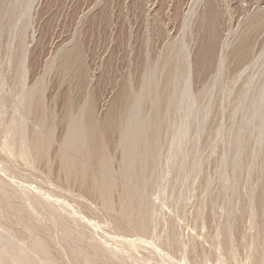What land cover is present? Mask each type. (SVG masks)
<instances>
[{
    "label": "rangeland",
    "instance_id": "1",
    "mask_svg": "<svg viewBox=\"0 0 264 264\" xmlns=\"http://www.w3.org/2000/svg\"><path fill=\"white\" fill-rule=\"evenodd\" d=\"M0 184L35 264H264V0H0Z\"/></svg>",
    "mask_w": 264,
    "mask_h": 264
},
{
    "label": "bare ground",
    "instance_id": "2",
    "mask_svg": "<svg viewBox=\"0 0 264 264\" xmlns=\"http://www.w3.org/2000/svg\"><path fill=\"white\" fill-rule=\"evenodd\" d=\"M30 1H32V0H30ZM34 2L36 1V0H33ZM31 3V2H30ZM33 5V4H32ZM31 5V6H32ZM30 7V6H29ZM259 22H261V19H260V21ZM260 24V23H259ZM22 65V64H21ZM24 87V86H23ZM90 123V122H89ZM93 125V124H92ZM88 126V128H87V131H88V129H89V126L90 125H87ZM78 128V127H77ZM90 128H91V126H90ZM94 129V128H93ZM90 130V129H89ZM91 130H92V128H91ZM89 131V132H92V131ZM78 131H79V129L77 130V133H78ZM92 133H95V132H92ZM91 133V134H92ZM79 135H80V131H79V133H78ZM91 134H90V137H92L94 134H92V136H91ZM94 138H95V136H94ZM77 143V142H76ZM99 184V183H98ZM96 185V187H97V184H96V182H95V184H94V186ZM101 186H102V184H100ZM9 187V186H8ZM98 187H100L99 185H98ZM24 188V187H23ZM26 190V189H25ZM0 191H1V193H3V194H6V192H5V188L3 187V185H1L0 184ZM22 191V190H21ZM20 191V192H21ZM22 192H24V189H23V191ZM9 193V192H8ZM11 194V193H10ZM23 195H22V197L24 196V193H22ZM28 194V193H27ZM1 195V194H0ZM5 196V195H4ZM27 196V195H26ZM47 196V195H46ZM12 197V196H11ZM21 197V196H20ZM13 198V197H12ZM4 199H6V197L4 198ZM3 199V200H4ZM23 199V198H22ZM45 199V198H44ZM24 200V199H23ZM27 200H28V198H27ZM56 200V199H55ZM6 201H8V200H6ZM25 201V200H24ZM3 202V201H2ZM5 202V201H4ZM10 204V203H9ZM34 204V203H33ZM15 205V204H14ZM27 205V204H26ZM45 205V204H44ZM47 205V204H46ZM6 206H11L12 207V205H8V203L7 204H5V206L4 207H6ZM71 208V207H70ZM1 209H4V208H1ZM0 209V210H1ZM2 211H4V210H2ZM47 211V210H46ZM32 212V211H31ZM0 213H2L1 211H0ZM79 213V212H78ZM68 214V213H67ZM49 215V214H48ZM54 216H55V214H54ZM58 217V216H57ZM68 217V216H67ZM64 219H66V218H64ZM81 219H83V218H81ZM67 220V219H66ZM54 223L56 224V226H58V227H61L62 229H63V240H62V243H63V241L65 242V241H67L68 243H71L72 244V246H74V248H73V250H72V253L75 255V257H74V255L72 256V257H74V262L76 263V264H106V261H107V263H108V259H109V257H108V250H107V254L104 252V250L102 251V250H100V248H98L97 246V248H93V252H91V254H88L89 252L88 251H85V252H88V253H84L83 251V249L81 248V245L79 244V243H81V240H79V238H77V237H75L74 235H75V231H77L76 230V227H75V225H69V226H67V224L66 223H63V221H61V220H59V219H57V218H55L54 220ZM72 221V220H71ZM65 222V221H64ZM68 222V221H67ZM74 223V222H73ZM79 224V223H78ZM92 224V223H91ZM91 224L89 225V223H88V225L89 226H91ZM96 224V223H95ZM54 225V224H53ZM81 225V224H80ZM79 225V226H80ZM93 225V224H92ZM97 225V224H96ZM77 226V225H76ZM84 226H85V224H84ZM94 226V225H93ZM92 226V227H93ZM78 227V226H77ZM82 228V227H81ZM59 231H60V228L58 229ZM78 230H79V228H78ZM26 231V230H25ZM62 231V230H61ZM28 232V231H27ZM80 233V232H79ZM28 234L30 235L31 234V237H32V239L31 240H28V241H30L29 243H26L25 244V248H26V246L28 245V247L29 248H31L33 251L32 252H35L37 255H39V257L41 258L40 260H41V264H53V263H55V261L51 258V256H50V252H49V246H48V248L45 246V244H44V242L41 240V239H43V238H39L38 236V234L36 235L34 232H33V230L31 229V231L29 230V232H28ZM8 235H9V237L10 238H14V235L9 231L8 232ZM77 235V234H76ZM41 236V235H40ZM83 237V236H82ZM81 239V238H80ZM85 239V238H84ZM138 240V239H137ZM83 241V240H82ZM126 241V240H125ZM92 242V241H91ZM130 242V241H129ZM134 242V241H133ZM144 242V241H143ZM88 243V242H87ZM126 243H128V242H126ZM139 243H140V241H139ZM142 243V242H141ZM24 244V243H23ZM66 244V243H65ZM89 244V243H88ZM130 244V243H129ZM75 245H76V247H75ZM69 246V245H68ZM71 246V245H70ZM89 248V247H88ZM106 250V249H105ZM28 251V250H27ZM92 251V250H91ZM158 251V250H157ZM30 252V251H29ZM71 253V254H72ZM156 253V252H155ZM111 259L113 258V257H110ZM0 264H35V262H34V259H32V258H30L29 256H27L24 252H23V249L19 246V245H17V244H14L13 243V241L11 242V241H7V240H5V238L3 237V235L2 234H0ZM110 264V263H109Z\"/></svg>",
    "mask_w": 264,
    "mask_h": 264
}]
</instances>
